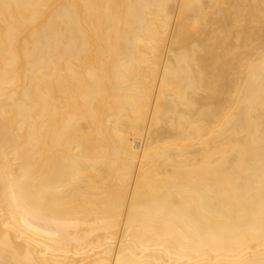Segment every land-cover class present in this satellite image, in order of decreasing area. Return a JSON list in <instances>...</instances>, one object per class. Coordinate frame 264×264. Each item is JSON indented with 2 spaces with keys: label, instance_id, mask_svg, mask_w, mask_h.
I'll return each instance as SVG.
<instances>
[{
  "label": "bare ground",
  "instance_id": "bare-ground-1",
  "mask_svg": "<svg viewBox=\"0 0 264 264\" xmlns=\"http://www.w3.org/2000/svg\"><path fill=\"white\" fill-rule=\"evenodd\" d=\"M0 264H264V0H0Z\"/></svg>",
  "mask_w": 264,
  "mask_h": 264
}]
</instances>
